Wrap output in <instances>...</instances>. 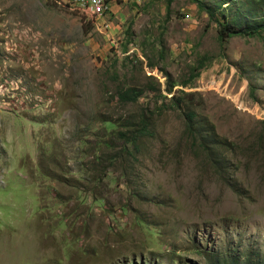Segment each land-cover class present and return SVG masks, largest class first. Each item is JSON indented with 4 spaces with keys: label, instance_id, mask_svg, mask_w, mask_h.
Masks as SVG:
<instances>
[{
    "label": "rangeland",
    "instance_id": "374dc122",
    "mask_svg": "<svg viewBox=\"0 0 264 264\" xmlns=\"http://www.w3.org/2000/svg\"><path fill=\"white\" fill-rule=\"evenodd\" d=\"M195 1L0 0V264H207L239 238L264 252V32L220 41ZM161 107L132 165L95 162L107 122ZM186 108L227 146L222 175Z\"/></svg>",
    "mask_w": 264,
    "mask_h": 264
},
{
    "label": "trees",
    "instance_id": "16d2710c",
    "mask_svg": "<svg viewBox=\"0 0 264 264\" xmlns=\"http://www.w3.org/2000/svg\"><path fill=\"white\" fill-rule=\"evenodd\" d=\"M195 2L198 9L206 12L209 19L218 16L219 19L215 22L220 41L239 36L260 37L264 32V0H219L215 5L199 0ZM197 75L198 73L192 74V79ZM249 87L250 95L254 96V88L250 85ZM141 94V90L129 87L118 91L116 96L121 103H129L134 102ZM174 108L181 110L178 104H175ZM163 111L161 107L148 114H129L115 123L107 122L106 126L111 129L113 127V131L106 140L97 142L100 145L101 157L96 158L95 162H104L108 166L123 165V168L132 165L136 160L135 155L140 154L145 147L144 141L152 137L158 117ZM183 116L185 137L204 153L210 166L222 175L221 168L227 167L225 156L220 149L226 150L227 146L218 138L213 126L205 118L196 119L194 111L190 108L184 110ZM243 241L239 238L236 245L230 240L223 247L212 250L203 248L202 257L207 264H264V252L261 248L250 247Z\"/></svg>",
    "mask_w": 264,
    "mask_h": 264
},
{
    "label": "built area",
    "instance_id": "2783aa9c",
    "mask_svg": "<svg viewBox=\"0 0 264 264\" xmlns=\"http://www.w3.org/2000/svg\"><path fill=\"white\" fill-rule=\"evenodd\" d=\"M89 7H90V4H89ZM104 10H105V8H104ZM106 12H108V11H105V13H106Z\"/></svg>",
    "mask_w": 264,
    "mask_h": 264
},
{
    "label": "bare ground",
    "instance_id": "6f19581e",
    "mask_svg": "<svg viewBox=\"0 0 264 264\" xmlns=\"http://www.w3.org/2000/svg\"><path fill=\"white\" fill-rule=\"evenodd\" d=\"M98 1L100 2V1H102V0H98ZM90 6H91V4H90ZM74 8H75V7H74Z\"/></svg>",
    "mask_w": 264,
    "mask_h": 264
}]
</instances>
